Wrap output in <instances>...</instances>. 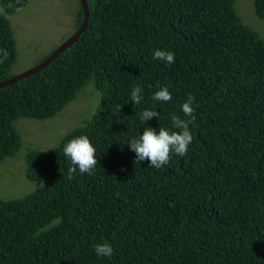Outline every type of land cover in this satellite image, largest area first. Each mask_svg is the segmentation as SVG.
<instances>
[{
    "label": "trees",
    "instance_id": "16d2710c",
    "mask_svg": "<svg viewBox=\"0 0 264 264\" xmlns=\"http://www.w3.org/2000/svg\"><path fill=\"white\" fill-rule=\"evenodd\" d=\"M27 1L0 0V49L9 53L0 81L16 50L6 15ZM234 1L86 0L76 41L0 87V162L20 147L17 118L55 115L88 81L101 101L54 146L24 153L25 176L39 184L0 198V264H264V42ZM252 12L264 23V0H252ZM81 17L79 5L74 30ZM156 50L175 62L153 59ZM136 85L143 99L134 106ZM163 87L170 102L153 100ZM189 95L186 155L171 154L161 169L136 162L127 143L147 128L178 131L171 117L189 119L181 110ZM146 109L159 119L142 122ZM79 136L98 164L69 180L63 148ZM103 243L110 257L96 254Z\"/></svg>",
    "mask_w": 264,
    "mask_h": 264
},
{
    "label": "rangeland",
    "instance_id": "374dc122",
    "mask_svg": "<svg viewBox=\"0 0 264 264\" xmlns=\"http://www.w3.org/2000/svg\"><path fill=\"white\" fill-rule=\"evenodd\" d=\"M251 1L235 0L234 8L242 22L264 42V23L253 14ZM78 8V0H29L6 15L16 47L9 74L16 75L34 66L67 38L73 32ZM97 101L98 92L89 81L55 115L43 119L17 118L14 126L20 137V147L0 162V198L22 196L38 186V182L25 176L26 150L54 146L65 132L84 123L89 113L96 109Z\"/></svg>",
    "mask_w": 264,
    "mask_h": 264
},
{
    "label": "clouds",
    "instance_id": "9594fccd",
    "mask_svg": "<svg viewBox=\"0 0 264 264\" xmlns=\"http://www.w3.org/2000/svg\"><path fill=\"white\" fill-rule=\"evenodd\" d=\"M0 12H3V9H0ZM8 55L9 53L7 49H0V63L7 60ZM153 59L163 61L166 65H171L175 62V55L172 52L156 50L153 53ZM10 76L11 75L8 77ZM141 93L142 88L139 85H136L132 89L131 101L134 106L141 104L143 99ZM171 99L172 95L168 91L167 87L161 88L153 95V100L159 102H170ZM194 99L195 98L193 96L189 95L186 102L181 105V110L184 116L189 117L188 120L175 115L171 117L172 125L178 131L169 132L165 128L161 127L157 132L154 129L147 128L143 131V134L140 135L139 138H132L127 143L129 150L136 154V162L139 163L147 160L150 168L161 169L163 166L169 164L171 154H176L181 157L186 155L188 146L193 140V135L189 129V125L195 119V110L192 107ZM100 102V100L97 101L96 109L93 111V115L96 114V110L99 108ZM121 107L122 105H117L116 110L120 111ZM159 116V112L146 109L141 114V120L142 122H146L153 117L159 119ZM63 151L65 156L70 158L72 165L68 168L69 180L73 179L77 170H79L80 174H93L98 161L96 158V149L93 147L87 136H79L72 139L64 146ZM113 251L114 249L108 243L97 244L95 247L96 254L101 257H110L113 254Z\"/></svg>",
    "mask_w": 264,
    "mask_h": 264
},
{
    "label": "water",
    "instance_id": "95a60500",
    "mask_svg": "<svg viewBox=\"0 0 264 264\" xmlns=\"http://www.w3.org/2000/svg\"><path fill=\"white\" fill-rule=\"evenodd\" d=\"M78 1L82 10V17L78 27L67 38H65L54 49H52V51L39 63H36L34 66L30 67L29 69L23 72H20L16 75H12L4 80H1L0 87L10 85L22 79L23 77H27L28 75L33 74L38 70H41L42 68L47 66L48 63H50L61 51H63L69 45L73 44L76 41L79 34L84 31L89 15V9L86 0H78Z\"/></svg>",
    "mask_w": 264,
    "mask_h": 264
},
{
    "label": "bare ground",
    "instance_id": "6f19581e",
    "mask_svg": "<svg viewBox=\"0 0 264 264\" xmlns=\"http://www.w3.org/2000/svg\"><path fill=\"white\" fill-rule=\"evenodd\" d=\"M69 46H70V45H69ZM69 46H68V47H69ZM64 50H65V49H64ZM64 50H63V51H64ZM63 51H61V52H63ZM61 52H60V53H61ZM53 60H54V59H53ZM38 63H39V62H38ZM48 64H49V63H48ZM38 71H39V70H38ZM36 72H37V71H36Z\"/></svg>",
    "mask_w": 264,
    "mask_h": 264
}]
</instances>
